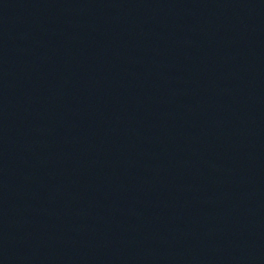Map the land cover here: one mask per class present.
I'll list each match as a JSON object with an SVG mask.
<instances>
[{"label":"water","instance_id":"95a60500","mask_svg":"<svg viewBox=\"0 0 264 264\" xmlns=\"http://www.w3.org/2000/svg\"><path fill=\"white\" fill-rule=\"evenodd\" d=\"M0 264H264V0H0Z\"/></svg>","mask_w":264,"mask_h":264}]
</instances>
